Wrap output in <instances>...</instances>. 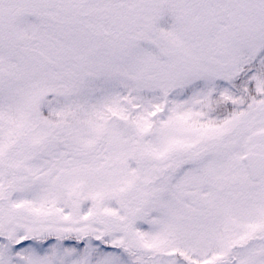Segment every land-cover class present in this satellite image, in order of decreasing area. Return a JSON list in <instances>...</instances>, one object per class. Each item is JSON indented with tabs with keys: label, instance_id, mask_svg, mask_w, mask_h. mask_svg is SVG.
Listing matches in <instances>:
<instances>
[{
	"label": "snow or ice",
	"instance_id": "obj_1",
	"mask_svg": "<svg viewBox=\"0 0 264 264\" xmlns=\"http://www.w3.org/2000/svg\"><path fill=\"white\" fill-rule=\"evenodd\" d=\"M0 264H264V0H0Z\"/></svg>",
	"mask_w": 264,
	"mask_h": 264
}]
</instances>
